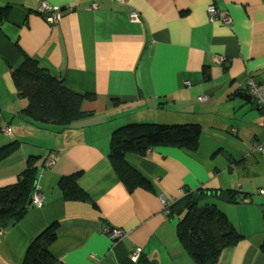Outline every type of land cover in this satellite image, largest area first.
Segmentation results:
<instances>
[{"label":"crops","instance_id":"obj_1","mask_svg":"<svg viewBox=\"0 0 264 264\" xmlns=\"http://www.w3.org/2000/svg\"><path fill=\"white\" fill-rule=\"evenodd\" d=\"M44 2L65 12L58 24L41 14ZM7 6L0 24V147L20 145L0 162V188L17 183L32 162L42 206L0 228V264H23L31 242L54 223L50 251L63 264H119L105 228L123 230L124 246L142 248L153 264H195L161 199L172 203L201 187L246 198L220 205L242 236L220 264H264V155L254 150L264 143V109L247 89L249 79L264 86V0H0V8ZM210 6L233 25L211 21ZM26 56L72 90L92 94L82 103L90 115L69 128L22 118L28 101L18 96L12 71ZM137 122L202 128L196 151L158 147L127 157L152 180L153 192L130 193L109 160L114 130ZM77 173L88 202L69 201L60 189Z\"/></svg>","mask_w":264,"mask_h":264},{"label":"trees","instance_id":"obj_2","mask_svg":"<svg viewBox=\"0 0 264 264\" xmlns=\"http://www.w3.org/2000/svg\"><path fill=\"white\" fill-rule=\"evenodd\" d=\"M9 11V6L0 8V24L7 20ZM12 79L18 96L28 101L22 118L35 125L69 128L76 121L90 115V112L83 110L82 103L86 99L92 100L94 96L72 90L62 78L54 76L35 58L26 56L19 67L12 71ZM201 130V125L197 123L125 124L111 135L109 160L130 193L138 189L153 192L152 180L130 164L127 157L143 158L158 147L196 151ZM19 145L16 141L0 147V162L11 156ZM79 176L80 173H77L63 178L60 189L69 201L88 202L89 197L76 184ZM37 180L38 170L31 162L17 183L0 188L1 229L18 224L32 208ZM244 199L235 190L201 187L196 191H187L186 196L170 203L168 218L177 220V238L195 264H220L223 251L241 240L242 236L220 205L239 204ZM57 228V223H54L31 242L23 264H63L50 251L57 239ZM115 243L114 251L119 264H153L143 253L137 261H133L134 250L129 251L122 241Z\"/></svg>","mask_w":264,"mask_h":264},{"label":"built area","instance_id":"obj_3","mask_svg":"<svg viewBox=\"0 0 264 264\" xmlns=\"http://www.w3.org/2000/svg\"><path fill=\"white\" fill-rule=\"evenodd\" d=\"M92 8L95 10H98L100 6L97 3H94L92 5ZM40 12L45 16V19L47 22L51 25L58 24L63 17L65 16V12L58 7L51 6L47 3H42L40 6ZM208 14L211 21H221L225 23L227 26L233 25V20L229 15L221 14L216 6H210L208 8ZM130 18L133 21L138 20V14L137 12H131ZM247 89L249 94L255 99V101L264 109V86L256 83L253 79H249L247 82ZM254 150L264 155V143H256L254 145ZM52 160H50L46 165L51 166ZM261 196H264V187L259 189L258 192ZM187 195V191L183 192V197ZM162 205H163V214L165 217H168L169 215V207L170 202L167 198L163 197L161 199ZM33 204L37 207L42 206V200L40 192L38 191V188H35L34 198H33ZM104 233L109 237V239L116 244L115 242L123 241L125 238V233L123 230L120 229H112L105 228ZM143 253L142 248H136L134 249L132 253V259L133 261H137L141 254Z\"/></svg>","mask_w":264,"mask_h":264},{"label":"water","instance_id":"obj_4","mask_svg":"<svg viewBox=\"0 0 264 264\" xmlns=\"http://www.w3.org/2000/svg\"><path fill=\"white\" fill-rule=\"evenodd\" d=\"M244 98H245V100H247V101H249L250 103H253L254 101H253V99H252V97H250V96H248V95H244ZM259 110H262V107H260V108H258ZM33 201H31V203H32Z\"/></svg>","mask_w":264,"mask_h":264},{"label":"rangeland","instance_id":"obj_5","mask_svg":"<svg viewBox=\"0 0 264 264\" xmlns=\"http://www.w3.org/2000/svg\"><path fill=\"white\" fill-rule=\"evenodd\" d=\"M173 221H175V224H176L177 220H173ZM118 242H119V241H118Z\"/></svg>","mask_w":264,"mask_h":264}]
</instances>
